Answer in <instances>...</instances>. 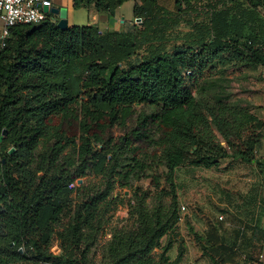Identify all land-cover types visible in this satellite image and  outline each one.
Returning a JSON list of instances; mask_svg holds the SVG:
<instances>
[{"label":"trees","instance_id":"16d2710c","mask_svg":"<svg viewBox=\"0 0 264 264\" xmlns=\"http://www.w3.org/2000/svg\"><path fill=\"white\" fill-rule=\"evenodd\" d=\"M126 1L74 0V7L114 16ZM133 11L141 21L127 31L95 23L61 29L49 13L11 27L5 45L0 40V135L7 130L0 264L50 261L54 239L65 256L54 264H95L88 254L102 215L119 199L117 183L158 166L166 168L164 181L136 190L100 264H180L184 249L172 259L173 240L162 244L181 217L176 169L257 160L264 120L252 106L220 90L203 112L195 90L215 88V72L264 68V0H135ZM139 104L159 110L140 112L129 127ZM116 127L124 130L119 137ZM137 140L161 154L137 156ZM90 169L101 182L75 185ZM211 241L205 247L213 264H226L227 248Z\"/></svg>","mask_w":264,"mask_h":264},{"label":"rangeland","instance_id":"374dc122","mask_svg":"<svg viewBox=\"0 0 264 264\" xmlns=\"http://www.w3.org/2000/svg\"><path fill=\"white\" fill-rule=\"evenodd\" d=\"M133 8L134 0H128L123 4V6L117 9V11L124 18L123 21H121L120 16L116 18L114 25L117 28L127 31L130 30L136 23L140 22L136 20ZM67 17L69 25H85L94 21L93 13L86 8L73 7L71 12H68ZM101 19H105V17H101ZM100 26L104 28L103 23ZM209 79L214 80L216 83L215 88L212 87L205 93L200 94L195 90L196 98L200 103L199 108L203 112H206L204 107L206 100L210 99L220 90L223 95H227V97H229L230 101L239 100L243 104H249L251 106L254 105L253 100L255 93L264 90V68L242 69L241 72H239V70L229 68L223 75L215 72ZM158 110L159 107L155 105H137L135 108L136 112L130 120L128 126L132 127L135 124L137 115L140 112L152 113L157 112ZM123 133L124 130L118 127L112 129V134L115 137H119ZM158 135L159 133L155 134V136ZM134 145L137 147L136 150H134V153L139 157L150 155V158H155L156 155L161 154L160 146L150 145L146 140H137L134 142ZM261 149L264 151V139L257 147L258 151ZM127 155H132V153ZM255 155L257 156V153H255ZM217 166H219V164ZM146 173L148 176L141 179H132L128 184H122L120 182L117 183L114 194L118 195L119 199L116 203H114L115 206L112 204L110 210L102 215L101 225L98 231V239L88 254V259L93 260L95 264H100L102 261L106 245L112 237L113 230L116 227L122 226L126 222L129 215V203L133 205L136 204V190L151 188L156 184L157 177H160L161 182H163V176L166 174V168L164 166H158L152 171H147ZM175 173L177 184L179 186V200H181L180 202H184V204L187 203L186 205L191 207L190 212L183 213V220L177 223L175 232L162 239V244L167 243L169 239L173 240L174 245L169 251V255L172 259L176 257L179 246L184 249V257L180 264H213L211 258L207 254L205 245H207L208 242L205 237L206 235L203 234V229L206 226H213L217 230L226 231V229H228V227H225L227 220H220L218 218V215L222 214L218 210H215L213 219L205 217L204 220V218L200 217L198 214L193 218L192 215L199 211L198 207L200 205L198 202L200 194H198V189L196 188L195 172L187 170L185 166H181L176 169ZM80 179L82 180L81 182H79ZM101 180V175H97L93 169H90L85 176L75 180L74 184H98ZM150 200L151 198L148 199V201ZM207 200L209 204L212 202L211 199L207 198ZM239 200H241V198ZM159 251L160 248H156L154 253L157 254ZM50 253V257H46L44 260H50L57 263L61 257H65L60 240L54 239L52 241L50 245ZM37 264H42V262Z\"/></svg>","mask_w":264,"mask_h":264},{"label":"crops","instance_id":"0c3cea01","mask_svg":"<svg viewBox=\"0 0 264 264\" xmlns=\"http://www.w3.org/2000/svg\"><path fill=\"white\" fill-rule=\"evenodd\" d=\"M54 3L56 7H67L68 12L74 7V0H55ZM89 11L94 19L89 23L97 24L102 30H121L114 25L117 17L124 19L117 10L114 16L97 13L94 9ZM102 23L104 28L100 26ZM253 104L252 111L264 120V90L255 93ZM256 153L257 160L252 162L226 157L217 167L185 166L195 172L196 190L200 194L199 211L193 218L198 214L204 220L205 217L213 219L218 210L222 213L218 218L222 215V220H227L226 231L213 226L203 229L206 238L213 243L216 241L215 246L227 248L226 264H261L256 257L261 252L264 254V151ZM207 198L212 200L210 204ZM190 207L186 205L185 213L190 212Z\"/></svg>","mask_w":264,"mask_h":264},{"label":"built area","instance_id":"2783aa9c","mask_svg":"<svg viewBox=\"0 0 264 264\" xmlns=\"http://www.w3.org/2000/svg\"><path fill=\"white\" fill-rule=\"evenodd\" d=\"M49 9L55 6L54 0H0V40L5 45L7 38L11 35V27L17 24L39 23L47 18L50 12H46L44 7ZM186 205L180 207V221L183 220V213ZM224 217L219 216L222 220ZM258 263L264 264V254L261 252L257 256ZM42 264H54L52 261H42Z\"/></svg>","mask_w":264,"mask_h":264},{"label":"water","instance_id":"95a60500","mask_svg":"<svg viewBox=\"0 0 264 264\" xmlns=\"http://www.w3.org/2000/svg\"><path fill=\"white\" fill-rule=\"evenodd\" d=\"M44 10L46 12H50V13H54L56 15L59 16V20H58V26L61 28V29H67L68 26H69V22H68V9L66 7H51L49 9L48 6H45L44 7ZM137 21H141V18H137L136 19ZM6 129L3 130V133L2 135H0V141L3 139L4 135L6 134ZM15 151V147H11L9 149V153H13ZM82 180L80 179L79 182H81ZM21 252H23V249L21 248L20 249Z\"/></svg>","mask_w":264,"mask_h":264}]
</instances>
